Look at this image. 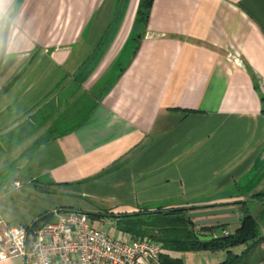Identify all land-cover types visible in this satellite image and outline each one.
<instances>
[{"label": "crops", "instance_id": "1", "mask_svg": "<svg viewBox=\"0 0 264 264\" xmlns=\"http://www.w3.org/2000/svg\"><path fill=\"white\" fill-rule=\"evenodd\" d=\"M138 4L0 0V218L34 220L14 219L8 192L61 188L116 214L249 201L264 236V0H152L136 28Z\"/></svg>", "mask_w": 264, "mask_h": 264}, {"label": "built area", "instance_id": "2", "mask_svg": "<svg viewBox=\"0 0 264 264\" xmlns=\"http://www.w3.org/2000/svg\"><path fill=\"white\" fill-rule=\"evenodd\" d=\"M13 186L20 182L13 181ZM161 252L153 238L133 237L115 226L107 233L97 230L77 210H56L50 221L35 227H10L0 218V261L20 257L24 264H163Z\"/></svg>", "mask_w": 264, "mask_h": 264}, {"label": "trees", "instance_id": "3", "mask_svg": "<svg viewBox=\"0 0 264 264\" xmlns=\"http://www.w3.org/2000/svg\"><path fill=\"white\" fill-rule=\"evenodd\" d=\"M152 0H139L135 26H144L150 11ZM249 201H234L204 206H170L158 207L153 211L145 209L132 213L113 214L104 212H84L71 207H63L60 210H77L87 214L91 219L95 216L105 217L113 221L117 228L131 234L133 237L149 236L161 247L170 251L188 250H226L228 258L220 264H256L258 259L264 258V250L257 249L264 236L260 235L257 219L251 215L245 207ZM229 205H238L242 208L243 219L239 226L228 234H223L228 223L213 225H196L195 220L189 217L192 211L216 208ZM54 211H44L37 215L28 226L35 227L52 219ZM219 228L220 234L213 231ZM201 237H210L202 239ZM239 245H247L241 255H233L231 248ZM256 253V256H252ZM163 264H182L180 259L171 258L167 254H161Z\"/></svg>", "mask_w": 264, "mask_h": 264}, {"label": "rangeland", "instance_id": "4", "mask_svg": "<svg viewBox=\"0 0 264 264\" xmlns=\"http://www.w3.org/2000/svg\"><path fill=\"white\" fill-rule=\"evenodd\" d=\"M91 199H89L90 201ZM5 203V207L12 212L14 219L17 222H28L31 219H35L39 213L44 212L45 210L52 211L53 209H59L63 207H82L87 208L89 210H85L87 212H108L114 213L110 208H106L104 206H99L98 208L92 207L88 204V201L81 198L78 195L69 194L67 191L61 188L53 189L49 192H41L40 194H34V197H17L14 193L8 192L3 199ZM92 201V200H91ZM90 201V202H91ZM158 207H166V206H158ZM145 208L147 211H153L156 208ZM94 208V209H92ZM93 210V211H91ZM95 210V211H94ZM143 210V209H142ZM92 224L95 229L110 232L114 224H111L110 220L105 217H93L91 219ZM15 224V223H13ZM226 227L232 228V224H227ZM226 232V231H225ZM232 232V231H227ZM220 233V229H216V234ZM224 234V233H223ZM228 234V233H227Z\"/></svg>", "mask_w": 264, "mask_h": 264}, {"label": "water", "instance_id": "5", "mask_svg": "<svg viewBox=\"0 0 264 264\" xmlns=\"http://www.w3.org/2000/svg\"><path fill=\"white\" fill-rule=\"evenodd\" d=\"M2 53L0 55V64L2 62ZM237 208L223 207V208H206L189 213V217L195 220L196 225H213L229 223L236 220H242V214H236ZM202 239H210V237H201Z\"/></svg>", "mask_w": 264, "mask_h": 264}]
</instances>
